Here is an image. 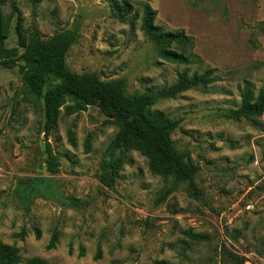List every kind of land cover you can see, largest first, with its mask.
I'll list each match as a JSON object with an SVG mask.
<instances>
[{
    "label": "rangeland",
    "instance_id": "rangeland-1",
    "mask_svg": "<svg viewBox=\"0 0 264 264\" xmlns=\"http://www.w3.org/2000/svg\"><path fill=\"white\" fill-rule=\"evenodd\" d=\"M128 1L134 12L120 22L108 0H8L6 45L17 46L19 14L24 30H38L43 40L76 30L68 67L102 81L123 80L130 95L169 87L183 71H213L214 84L153 107L180 121L172 140L199 167L198 196L177 184L160 202L171 180L152 174L137 152L124 154L115 186L104 187L100 170L117 127L95 107L62 112L46 141L43 101L23 97L18 67L0 65V240L19 249L22 264L37 257L50 264H233L230 254L264 264V119L225 117L240 106L246 86L255 95L264 90V0ZM145 3L157 11L156 25L193 39L190 65L158 58L141 31ZM46 142L60 160L53 175ZM32 179L38 185L28 197L21 191ZM54 232L59 240L48 250ZM190 232L206 239L193 240Z\"/></svg>",
    "mask_w": 264,
    "mask_h": 264
},
{
    "label": "trees",
    "instance_id": "trees-1",
    "mask_svg": "<svg viewBox=\"0 0 264 264\" xmlns=\"http://www.w3.org/2000/svg\"><path fill=\"white\" fill-rule=\"evenodd\" d=\"M108 2L114 18L120 22L126 21L134 12L133 5L128 0ZM6 3L8 0H0V65L6 69L18 67L22 75L23 97H32L35 102L43 101L46 141L56 129L62 112L71 116L84 112L89 107H95L108 124L118 129L109 148L110 158L103 160L100 170L99 180L104 187L112 189L115 186L125 164L124 154L137 152L147 159L152 174L171 180L172 185L163 191L160 202L166 201L177 184H188L190 194L197 197L199 191L193 180L199 172V167L188 160L172 140L180 121L155 111L153 107L161 101L174 100L190 90L214 84L217 81L214 72L207 70L202 74L190 75L188 71H183L169 87L130 95L123 80L102 81L96 73L80 75L68 67L66 55L79 39L76 30H65L49 40H43L38 30H24L23 19L19 14L16 25L17 46L8 48L6 43L11 34V18L4 17L2 7ZM13 11L18 13L19 10L13 7ZM157 14L149 3L143 5L141 31L145 38L153 45L162 62L179 66L190 65L193 60L186 51L193 47V39L184 30L171 32L156 25ZM262 30L264 31V26ZM195 59L199 60L198 57ZM225 117L235 122L242 119H264V90L261 89L255 95L253 90L246 86L241 94L240 106L228 111ZM70 141L73 143L72 137ZM90 148V140H87L86 152H89ZM118 151L121 155L115 156ZM46 154L47 172L56 174L60 160L48 142ZM44 181L48 180H42ZM30 182L26 190L21 191L28 197L34 193L30 188L38 185L34 179ZM43 191L44 189H40L37 194L40 195ZM187 235L197 241L206 239L191 232ZM24 236V233L19 235L21 238ZM36 236L40 239L41 234L37 229ZM59 236L58 232H54L47 246L48 250L56 248ZM230 257L233 264H245L248 261L245 256L230 254ZM0 264H22L19 249L0 240ZM24 264L50 263L37 257Z\"/></svg>",
    "mask_w": 264,
    "mask_h": 264
},
{
    "label": "built area",
    "instance_id": "built-area-1",
    "mask_svg": "<svg viewBox=\"0 0 264 264\" xmlns=\"http://www.w3.org/2000/svg\"><path fill=\"white\" fill-rule=\"evenodd\" d=\"M245 264H251L250 261L248 260Z\"/></svg>",
    "mask_w": 264,
    "mask_h": 264
}]
</instances>
